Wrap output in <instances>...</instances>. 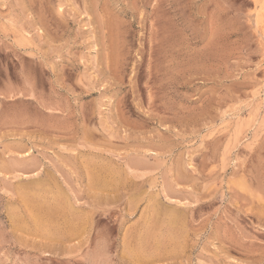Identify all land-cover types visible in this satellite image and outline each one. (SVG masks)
Instances as JSON below:
<instances>
[{
	"label": "rangeland",
	"instance_id": "rangeland-1",
	"mask_svg": "<svg viewBox=\"0 0 264 264\" xmlns=\"http://www.w3.org/2000/svg\"><path fill=\"white\" fill-rule=\"evenodd\" d=\"M0 264H264V0H0Z\"/></svg>",
	"mask_w": 264,
	"mask_h": 264
},
{
	"label": "bare ground",
	"instance_id": "bare-ground-1",
	"mask_svg": "<svg viewBox=\"0 0 264 264\" xmlns=\"http://www.w3.org/2000/svg\"><path fill=\"white\" fill-rule=\"evenodd\" d=\"M260 2V1H259ZM91 6V5H90ZM259 26H261L260 24H259ZM256 27L258 28V26L256 25Z\"/></svg>",
	"mask_w": 264,
	"mask_h": 264
}]
</instances>
